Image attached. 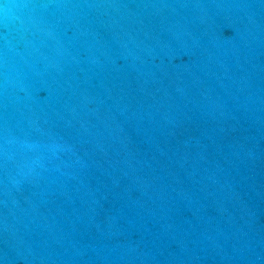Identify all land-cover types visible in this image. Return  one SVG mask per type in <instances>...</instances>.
Returning <instances> with one entry per match:
<instances>
[{"label":"water","instance_id":"water-1","mask_svg":"<svg viewBox=\"0 0 264 264\" xmlns=\"http://www.w3.org/2000/svg\"><path fill=\"white\" fill-rule=\"evenodd\" d=\"M0 264H264V0H0Z\"/></svg>","mask_w":264,"mask_h":264},{"label":"clouds","instance_id":"clouds-1","mask_svg":"<svg viewBox=\"0 0 264 264\" xmlns=\"http://www.w3.org/2000/svg\"><path fill=\"white\" fill-rule=\"evenodd\" d=\"M24 6H26V5H21V7H24ZM8 7H9L8 5L4 6L5 9L8 8ZM5 16H6V13H5Z\"/></svg>","mask_w":264,"mask_h":264}]
</instances>
